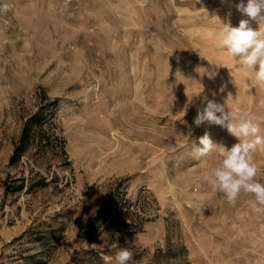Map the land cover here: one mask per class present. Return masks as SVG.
Listing matches in <instances>:
<instances>
[{"label":"rangeland","instance_id":"rangeland-1","mask_svg":"<svg viewBox=\"0 0 264 264\" xmlns=\"http://www.w3.org/2000/svg\"><path fill=\"white\" fill-rule=\"evenodd\" d=\"M237 3L0 0V264H115L122 248L128 264H162L154 255L168 241L189 264H264V207L213 192L202 174L219 148L206 159L195 151L205 133L238 143L193 124L205 98L264 122V85L219 46L223 24L248 19ZM42 108L48 145L10 165L24 121ZM254 159L264 183V149ZM18 178L24 188L6 192ZM117 185L141 231L77 239Z\"/></svg>","mask_w":264,"mask_h":264},{"label":"clouds","instance_id":"clouds-1","mask_svg":"<svg viewBox=\"0 0 264 264\" xmlns=\"http://www.w3.org/2000/svg\"><path fill=\"white\" fill-rule=\"evenodd\" d=\"M235 7L248 19H241L235 27L223 24L219 46L251 73L258 84L264 85V0H239ZM250 21L258 23V30L250 26ZM205 100L206 106L197 109L193 124L198 127L208 122L226 128L238 143L226 148L215 144L208 133L199 138L202 147L195 150L197 159H206L219 148V164L204 171L202 180L213 192L223 194L230 204H235L241 194H250L256 206L264 207V183L257 180L260 169L254 159V153L264 149V122L248 112L237 113L228 110L225 104ZM132 256L130 249L122 248L115 254V264H128Z\"/></svg>","mask_w":264,"mask_h":264},{"label":"trees","instance_id":"trees-1","mask_svg":"<svg viewBox=\"0 0 264 264\" xmlns=\"http://www.w3.org/2000/svg\"><path fill=\"white\" fill-rule=\"evenodd\" d=\"M45 123V114L43 108L38 112L31 115L24 121L20 136L14 145L13 154L9 159L10 165H15L19 162L24 153L28 151L31 145L45 146L48 145L49 139L43 128ZM45 179L38 180L36 185H44ZM6 192H18L25 186L24 178L15 179L13 186L6 180L4 182ZM32 184L30 185V187ZM122 194L120 192V186L114 187L113 191L104 199L102 205L96 210L93 216H91L85 223V225L78 231L77 239H90L94 235L95 231L102 228L107 231H111L113 228L124 229L127 231H141V227L133 220H129L131 216L127 209H123L121 205ZM115 230L112 231L111 237L114 236ZM45 236L42 233L36 235V242L43 243ZM186 248L180 244L170 243L166 244L164 251H158L154 255L156 261L163 260L162 264H189L185 258ZM179 255H183L181 258ZM31 256L30 258H34ZM133 258L128 263H131ZM39 263V262H36Z\"/></svg>","mask_w":264,"mask_h":264}]
</instances>
